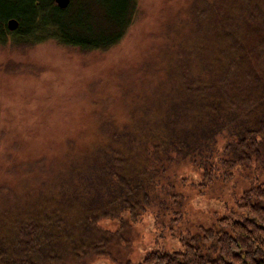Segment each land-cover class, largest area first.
<instances>
[{
	"label": "trees",
	"instance_id": "1",
	"mask_svg": "<svg viewBox=\"0 0 264 264\" xmlns=\"http://www.w3.org/2000/svg\"><path fill=\"white\" fill-rule=\"evenodd\" d=\"M75 2L0 0V45L54 38L106 49L137 8V0H80L74 32ZM183 11L165 25L174 60L153 93L49 164L26 165L9 188L0 183V264H88L117 254L142 213L183 216L187 193L176 172L188 165L203 186L229 181L236 167H252L256 178L218 227L182 233L181 248L146 252L136 264H264V0H190ZM103 218L119 227L100 226Z\"/></svg>",
	"mask_w": 264,
	"mask_h": 264
},
{
	"label": "rangeland",
	"instance_id": "2",
	"mask_svg": "<svg viewBox=\"0 0 264 264\" xmlns=\"http://www.w3.org/2000/svg\"><path fill=\"white\" fill-rule=\"evenodd\" d=\"M189 1L137 0L133 21L106 49L81 51L54 38L23 47L0 45V183L9 188L26 165L37 159L49 164L67 146L78 145L82 135L98 134L105 118H125L133 102L153 93L174 60L165 49V25L183 14ZM69 14L78 21L73 31H80V0ZM182 24L189 26L187 15ZM223 140L218 137V143ZM176 176L179 189L187 193L183 216L156 220L150 210L142 213L131 221L129 241L117 254L88 264H136L146 252L181 248L182 233L218 227V219L235 207V198L256 172L236 167L229 181L206 186L198 184L199 170L190 165ZM119 224L118 218L99 221L111 230Z\"/></svg>",
	"mask_w": 264,
	"mask_h": 264
},
{
	"label": "water",
	"instance_id": "3",
	"mask_svg": "<svg viewBox=\"0 0 264 264\" xmlns=\"http://www.w3.org/2000/svg\"><path fill=\"white\" fill-rule=\"evenodd\" d=\"M54 1L61 8L66 7L69 4V2H70V0H54ZM8 25H9L10 28H12L14 25H16V21L11 18V19L8 20Z\"/></svg>",
	"mask_w": 264,
	"mask_h": 264
}]
</instances>
